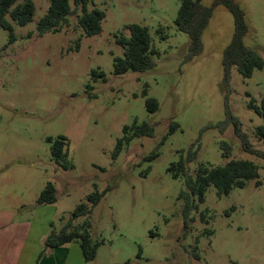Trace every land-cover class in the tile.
I'll return each mask as SVG.
<instances>
[{
  "label": "rangeland",
  "instance_id": "rangeland-1",
  "mask_svg": "<svg viewBox=\"0 0 264 264\" xmlns=\"http://www.w3.org/2000/svg\"><path fill=\"white\" fill-rule=\"evenodd\" d=\"M33 1L29 24L8 17L15 42L0 25V210L27 219L47 212L51 230L60 231L90 194L109 188L89 216L74 220L89 218L99 243L88 264H264V158L244 150L232 122L222 129L231 114L264 153L257 136L263 118L249 106L251 98L262 105L264 69L244 78L234 66L227 86L223 57L235 30L229 9L203 0L214 10L202 52L188 60L190 37L175 23L181 0H91L90 9L106 14L92 36L79 27L78 14L60 32L39 36L50 2ZM236 1L249 27L244 43L264 57V0ZM132 23L149 29L156 66L116 75L114 57L124 55L116 36ZM149 97L158 100L156 112L147 108ZM135 121L154 125V136L133 137L115 156L124 126ZM172 121L179 127L168 134ZM59 137L67 147L57 160L48 138ZM224 142L230 158L259 166L261 184L249 180L223 197L211 185L200 202L188 178L201 165H224ZM156 147L158 156L147 159ZM182 157L186 172L175 178L168 168ZM48 183L57 200L39 204ZM186 192L189 198L181 196ZM188 202L195 205L189 214Z\"/></svg>",
  "mask_w": 264,
  "mask_h": 264
},
{
  "label": "trees",
  "instance_id": "trees-1",
  "mask_svg": "<svg viewBox=\"0 0 264 264\" xmlns=\"http://www.w3.org/2000/svg\"><path fill=\"white\" fill-rule=\"evenodd\" d=\"M49 2L48 11L37 24L39 36L49 32H60L65 26L70 25V17L75 14H78L79 27L86 35L92 36L101 32L102 22L106 14L100 8L90 9L91 0H49ZM216 5H225L234 16L235 21L234 35L226 47L223 57L224 78L228 86L232 67L235 66L244 78H249L255 70L264 69V57L255 48L244 43V36L249 27L246 13L239 3L236 0H215L214 6ZM214 6H206L203 0H181L175 23L180 31L186 32L190 37L188 60L193 59L203 50L202 35L210 22ZM35 11L36 6L33 0H0V25L9 32V43L15 42L17 37L13 24L8 17L20 26H25L33 21ZM125 29L127 30L126 33L123 32L116 36L117 43L124 49V55L114 57V73L122 75L128 71L142 72L154 68L156 66L154 59L156 50L152 48L149 29L137 23L126 25ZM93 75L96 78L107 80L103 71L94 70ZM146 104L150 112H156L159 109L158 100L154 97L147 98ZM249 106L263 118V124L257 128V136L264 142V100L260 106L255 98H251ZM230 122L234 125L235 133L244 150L264 158V153L255 149L251 144L239 119L230 114L228 120L222 124V129H225ZM178 127L179 124L172 121L168 134L173 133ZM124 132V138L118 140L115 156L121 152L124 144L129 143L133 137L154 136L155 126L146 121L142 123L135 121L131 126H124ZM130 133L132 135H128ZM166 138L167 136L163 138V141ZM48 141L51 143V152L55 159L62 158L67 147L66 138L59 137L55 140L48 138ZM223 146L225 149L224 157L227 158L224 165L216 167L201 165L196 170L195 178H188L191 193L196 195L200 202H204L206 191L211 185L215 186L217 195L223 197L229 195L236 187H244L249 180L255 179L257 185L261 184L259 166L249 159L230 158V145L224 142ZM199 148L189 152L187 161L196 157ZM158 154L159 147H156L153 153L146 158L152 160ZM186 167V161L182 157L180 161L172 163L168 171L172 172L175 178H178L186 172ZM108 189L90 194L88 203H80L74 210L71 219L60 231L52 229L45 240L41 255L49 249L77 241L82 248L86 261H93L96 258L99 243L93 240L90 233L91 221L87 218L82 224L75 225L74 220L81 216H89L92 208L100 202ZM181 196L189 198L188 192ZM56 200V188L52 183H48L37 201L39 204H53ZM194 207L193 203L188 202L185 212L189 214Z\"/></svg>",
  "mask_w": 264,
  "mask_h": 264
},
{
  "label": "crops",
  "instance_id": "crops-1",
  "mask_svg": "<svg viewBox=\"0 0 264 264\" xmlns=\"http://www.w3.org/2000/svg\"><path fill=\"white\" fill-rule=\"evenodd\" d=\"M19 214L0 210V264L89 263L77 241L49 249L41 255L53 224L50 215L43 212L35 219H27Z\"/></svg>",
  "mask_w": 264,
  "mask_h": 264
}]
</instances>
